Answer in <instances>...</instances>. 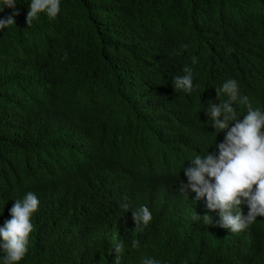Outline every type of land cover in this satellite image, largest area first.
Listing matches in <instances>:
<instances>
[{
	"label": "trees",
	"instance_id": "trees-1",
	"mask_svg": "<svg viewBox=\"0 0 264 264\" xmlns=\"http://www.w3.org/2000/svg\"><path fill=\"white\" fill-rule=\"evenodd\" d=\"M17 2L0 32V227L13 200H40L19 264H113L118 240L121 264H264V217L232 233L180 193L182 166L227 132L205 115L223 81L264 108V0H61L31 26L30 0ZM193 55L186 95L172 79ZM141 205L152 220L139 230Z\"/></svg>",
	"mask_w": 264,
	"mask_h": 264
},
{
	"label": "clouds",
	"instance_id": "clouds-1",
	"mask_svg": "<svg viewBox=\"0 0 264 264\" xmlns=\"http://www.w3.org/2000/svg\"><path fill=\"white\" fill-rule=\"evenodd\" d=\"M17 3V0H0V12L12 10L0 17V32L15 25L19 14ZM60 12L61 0H30L25 23L31 26L41 14L54 20ZM187 47V44L181 45L174 54L180 55ZM190 60L191 64L183 67L184 74L172 79L174 89L186 95L193 94L197 87L193 66L198 63V57L193 55ZM217 95H223L225 99L220 106H212L209 102L205 113L209 119L206 122L212 124L215 133L224 129L227 132L223 142L215 144L216 154L196 153L187 160L189 164L186 167L182 166V176L187 184L180 182V193L183 194L186 188L195 192L197 203L204 205L209 212L218 210L219 226L239 233L258 216L264 217V108H253L249 97L241 93L240 84L234 78L224 80L217 88ZM241 106L246 109L243 115L238 111ZM13 201L9 209L10 219L0 227V264H19L23 260L34 227L32 218L40 206V200L33 191H27ZM241 204L247 205L246 214H242ZM120 207L129 212V203H121ZM130 212L139 230L147 227L152 220V213L145 205ZM202 217L207 225L212 220L208 214ZM136 246L137 242H133V247ZM113 251L116 254L113 264H121L125 251L123 243L118 240ZM141 264H160V261L145 257Z\"/></svg>",
	"mask_w": 264,
	"mask_h": 264
}]
</instances>
